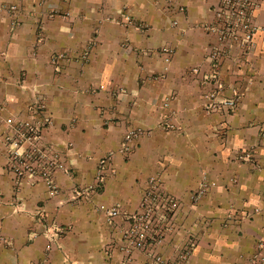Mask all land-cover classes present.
<instances>
[{"label": "crops", "instance_id": "0c3cea01", "mask_svg": "<svg viewBox=\"0 0 264 264\" xmlns=\"http://www.w3.org/2000/svg\"><path fill=\"white\" fill-rule=\"evenodd\" d=\"M218 3L0 0L16 7L0 11V264H151L142 252L126 254L122 237L156 175L181 203L161 256L174 259L193 239L187 264H256L264 238V0L253 13L252 48L232 47L218 67V101L235 89V108L206 112L207 55L217 43L202 27L214 22ZM164 47L174 51L168 64L158 53ZM36 100L52 121L42 138L71 172L54 174V196L30 180L15 187L5 169V121H29ZM130 129L142 134L125 158L119 149ZM107 156L102 184L76 195L94 185ZM202 183L207 193L192 200ZM111 207L121 214L108 224L101 209Z\"/></svg>", "mask_w": 264, "mask_h": 264}, {"label": "built area", "instance_id": "2783aa9c", "mask_svg": "<svg viewBox=\"0 0 264 264\" xmlns=\"http://www.w3.org/2000/svg\"><path fill=\"white\" fill-rule=\"evenodd\" d=\"M260 0H219L213 10L214 22L202 27L209 35L213 36L217 45L213 47L207 60L210 63L211 73L204 79L209 86L203 98L206 112H229L238 102V92L233 89V95L229 99L218 101V96L224 89V84L218 75V67L222 59L228 55L232 47H238L246 54L254 45L256 28L253 23V13L259 7ZM0 11L14 13V7ZM165 64L170 63L174 51L164 47L158 51ZM87 52L82 59L87 57ZM56 58H61L57 56ZM197 73L196 69L192 70ZM165 107L168 104H164ZM45 104L36 100L28 108L31 119L29 121L19 119H7L6 125L10 132L4 137L5 169L12 175L15 187L21 181L30 180L33 183L42 184L50 196L58 193L54 183V174L58 171L71 176L69 169L64 167L59 151L42 138V132L52 125L49 116L45 114ZM169 126V125H167ZM172 128V126H169ZM141 131L130 129L123 136L119 152L126 158L133 151L135 141L141 136ZM111 162V156L99 160L95 183L92 187L76 191L80 197H88L89 192H94L103 182L105 170ZM208 185L202 183L198 191L191 195L196 201L206 194ZM181 207L180 201L168 193L160 176H152L147 180L146 188L142 194L138 210L129 217H125L129 227L124 231L123 251L130 254L134 251L142 252L149 258L151 264H187L192 248L193 239L180 249L174 259H166L157 252L166 235L175 229L174 218ZM108 224L120 216L117 207L101 209ZM258 255L255 257L256 264H264V238L257 243Z\"/></svg>", "mask_w": 264, "mask_h": 264}, {"label": "rangeland", "instance_id": "374dc122", "mask_svg": "<svg viewBox=\"0 0 264 264\" xmlns=\"http://www.w3.org/2000/svg\"><path fill=\"white\" fill-rule=\"evenodd\" d=\"M14 7V10H16V7L15 6H13ZM208 191V190H207ZM207 193V192H206Z\"/></svg>", "mask_w": 264, "mask_h": 264}]
</instances>
